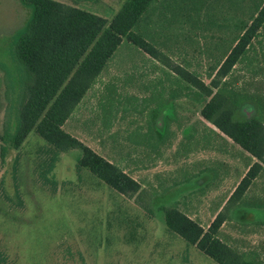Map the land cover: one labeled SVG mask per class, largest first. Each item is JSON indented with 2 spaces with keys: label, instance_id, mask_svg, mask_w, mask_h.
Masks as SVG:
<instances>
[{
  "label": "rangeland",
  "instance_id": "1",
  "mask_svg": "<svg viewBox=\"0 0 264 264\" xmlns=\"http://www.w3.org/2000/svg\"><path fill=\"white\" fill-rule=\"evenodd\" d=\"M58 1L74 4L107 20L123 2ZM222 2L224 10L229 11L230 2ZM245 5L243 12L248 11ZM199 6L201 10L195 13L194 20L199 18L200 22L187 21L185 25L159 24L169 14L167 8L164 5L159 8L157 2L149 6L133 31L163 49L171 66L150 57L143 60L136 46L123 40L63 126L94 151L123 167L140 182V192L130 196L120 194L88 170L78 171L81 151L77 148L62 153L53 171L47 174L55 184L44 182L40 173L42 147L46 143L34 132L18 148H8L0 158L3 264H85L84 258L91 264H97L100 258L105 264H116L117 257L142 256L147 249V232L168 231L164 205L176 204L202 225L213 219L218 200L225 199L244 175L247 162L254 160L231 140L212 133L209 127L216 129L212 124L201 122L200 109L205 100L192 96L170 104L165 102L170 92L164 88L173 85L176 75L172 67L196 71L208 82L206 74L213 62L207 55L217 57L224 49L221 46L230 44L233 30L229 21L222 30L217 20L232 15L212 9L203 18ZM27 16L28 11L19 0H0V60L10 62L8 36L24 25ZM204 19H210L205 26L201 24ZM173 20L170 18V23ZM219 34L223 40L217 38ZM244 64L235 66L233 74L248 80L252 72ZM2 77L0 71V134L5 125L12 131L16 123L13 107H8L4 98ZM7 82L15 87L12 91L16 94L15 77L10 75ZM154 104L162 108L153 111ZM253 111L250 104L243 105L240 115ZM149 119L161 135L156 137L158 145L137 143L136 140L143 139L141 133L133 137ZM172 119L176 123L179 119L187 122L177 136L165 128V122L169 126L174 124ZM244 198L233 199L223 210L230 220L221 233H242L255 238L246 247L247 258L258 254L264 263V223L258 224L264 222V170ZM132 234L136 236L131 237Z\"/></svg>",
  "mask_w": 264,
  "mask_h": 264
},
{
  "label": "trees",
  "instance_id": "2",
  "mask_svg": "<svg viewBox=\"0 0 264 264\" xmlns=\"http://www.w3.org/2000/svg\"><path fill=\"white\" fill-rule=\"evenodd\" d=\"M19 2L28 16L24 25L8 36L10 62L0 60L4 98L7 106L13 107L16 121L12 131L5 125L0 134V158L8 148H18L34 132L46 143L42 147L44 159L40 173L44 182L55 184L47 174L53 171L62 153L77 148L81 151L78 171L86 169L118 193L129 196L141 191L140 182L119 164L65 131L64 124L123 40L171 66L163 49L133 31L153 3L157 2L159 8L164 5L169 12L160 19L161 25H185L187 21L198 24L199 18L194 19L201 10L199 5L203 18L212 9L232 15L217 20L222 30L229 21L233 34L230 44L221 46L224 49L220 55H207L213 62L206 74L208 82L196 71L175 66L172 68L176 81L166 89H170L168 97L173 99L181 93L184 97L205 100L200 109L202 119L254 161L246 164L241 180L206 228L176 204L164 205L162 211L169 232L180 235L218 264H264L258 256L247 258V252L235 249L220 237L221 226L230 220L224 212L227 204L233 199L244 200V194L264 170V0H227L229 11L224 10L222 0H123L110 20L58 0ZM244 5L248 11L241 10ZM170 18L174 19L171 23ZM208 20H201V24L205 26ZM217 38L223 40V35ZM241 64L250 66L252 73L248 80L233 74L235 66ZM10 75L17 80L16 94L12 91L15 87L7 82ZM247 104L254 111L240 115L242 106ZM7 124L11 125L10 120ZM3 262L4 257L0 256V264Z\"/></svg>",
  "mask_w": 264,
  "mask_h": 264
},
{
  "label": "crops",
  "instance_id": "3",
  "mask_svg": "<svg viewBox=\"0 0 264 264\" xmlns=\"http://www.w3.org/2000/svg\"><path fill=\"white\" fill-rule=\"evenodd\" d=\"M137 51H138V53L141 54L142 57L145 58V59H143L145 61L149 57L158 61L157 59L151 57L150 55L145 54L143 52H140V50H138V49H137ZM164 89L166 91L170 90V89H166V88H164ZM182 98H187V97H184L180 93L179 97L176 99L168 97V94H167V98H164V99L166 100L165 101L166 103L170 104L172 101H176V100L182 99ZM154 105L155 106H153V111L156 109L160 110L162 108V106L160 104H158V105L154 104ZM171 112H172V110H170V113ZM166 116H168V115H165V117ZM179 121L176 123V121H173V119H172L171 122L174 123L172 126L171 125L169 126L165 122V128H168V130H166V131H168V133H171L172 135L176 134L178 131L183 132L182 130L184 127L187 126L186 125L187 122L185 119L183 121L181 119H179ZM201 122L203 123L205 121L202 120ZM143 126H141L142 128H138L133 133L134 139L136 138V134H138L140 136V133H141V135H142L141 137L143 139L140 141L136 140V142L137 143L138 142H145L148 144L153 143V144L158 145L156 143V137L158 134V132L156 130L157 126L154 123H152L150 119L148 120L147 125L144 127ZM209 128L212 131V133H214L218 136H221V133L217 129H213L211 127H209ZM177 135H178V133L176 134V136ZM158 136L160 137L161 135L158 134ZM247 163H251V162H247ZM235 186H233L232 190L234 189ZM232 190L229 191V193L226 195L225 199L223 198V200L222 199L218 200V202L216 203V205L213 208V214H212L213 218H214L215 213L220 211V209L223 207L228 195L232 192ZM186 214L191 219L196 220V218H194L193 216H191V214H189V211ZM196 221H198L199 224L203 228H206L208 226V224L211 222L210 221L209 223L202 225V222H200V220H196ZM262 223H264V222L261 221L258 224L260 225ZM225 224H228V222ZM225 224H223L221 226V229H223ZM221 234L222 235L220 237L225 242H227L230 246L234 247L235 249H238V250L243 251V252H246V250H247L246 247L248 245H250L251 242H249V240H251V241L255 240V238L251 239L242 233L237 234V235L232 234V233H228V234L221 233ZM134 236H136V235H134V234L131 235V237H134ZM146 236H147L146 239L148 240V243L146 244L147 249L145 251H143L145 254H143L142 256L141 255H135V257L134 256L132 257V255L131 256L126 255L125 257H122V258L117 257V259H116L117 261L115 263L116 264H218L213 259L206 256L203 252H201L195 245L188 244L180 235H178L176 233L169 232V231H150V232L146 233ZM255 256H258V254H256ZM104 262L105 261H103V259L100 258L97 261V264H103ZM84 263L85 264H91L85 258H84Z\"/></svg>",
  "mask_w": 264,
  "mask_h": 264
}]
</instances>
